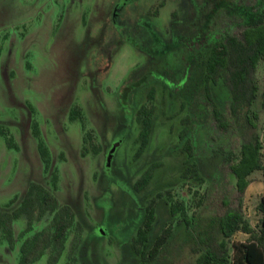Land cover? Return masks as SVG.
<instances>
[{
  "label": "rangeland",
  "instance_id": "obj_1",
  "mask_svg": "<svg viewBox=\"0 0 264 264\" xmlns=\"http://www.w3.org/2000/svg\"><path fill=\"white\" fill-rule=\"evenodd\" d=\"M124 1L0 0V206L20 196L30 182L51 190V173L45 172L37 149L42 142L59 174L53 193L59 204L71 206L80 225L69 229L64 256L91 238L103 264L129 259L125 194L151 163L163 162L145 192L169 190L190 216L212 215L221 197L236 195L235 177L227 167L236 133L220 130L200 103L180 110L169 100L162 104L159 84L153 97L143 92L153 80L176 83L189 66L193 48L188 42L200 45L205 32L208 38L226 32L240 36L243 12L264 8V0ZM257 76L260 95L253 109L264 139V62ZM211 90L215 101L226 106L225 86L219 81ZM140 104L152 107L156 124L138 155ZM185 126L189 132L179 138ZM186 137L194 154L186 163L197 161L203 181L180 175L181 160L189 156L182 150ZM256 199H242L245 218L244 204L254 206ZM247 218L255 223L258 216ZM24 223L14 225L13 249L0 246V264H16ZM120 228L122 244L109 234ZM237 232L232 239L238 242L245 236ZM175 238L168 247L172 260L192 264L190 249L181 245L183 234Z\"/></svg>",
  "mask_w": 264,
  "mask_h": 264
},
{
  "label": "trees",
  "instance_id": "obj_2",
  "mask_svg": "<svg viewBox=\"0 0 264 264\" xmlns=\"http://www.w3.org/2000/svg\"><path fill=\"white\" fill-rule=\"evenodd\" d=\"M244 28L240 36L226 32L221 36L208 38L207 33L200 36L197 42H188L193 48L187 70L176 79L174 85L163 84V93L159 101L166 105L167 101L179 105H199L206 115L213 119L216 126L224 133L231 130L236 133L234 158L228 162V169L235 177L236 195L233 198L221 197L216 212L207 217L187 214L182 201L169 203L172 215L181 216L186 222L185 245L194 257L192 264H264V215L255 232L242 213L244 191L250 182V175L260 170L264 173V139L257 132L258 111L253 109L259 93L258 67L264 62V8L256 11H244ZM186 45V47H187ZM195 46V48H194ZM221 82L227 89L229 100L222 107L214 99L211 84ZM264 84V82H263ZM156 86V85H155ZM146 86L144 92L149 97L157 91L156 87ZM264 104V92L261 93ZM149 97V98H150ZM152 108V107H151ZM140 104L137 109V154H141L153 132L155 122L153 109ZM165 116L164 108H161ZM170 118L173 115H169ZM189 117H186L188 120ZM162 126V123H158ZM186 127V126H185ZM184 127L179 138H184L188 130ZM37 134V131H34ZM90 137V133L83 138ZM185 151L189 158L192 147L185 140ZM37 149L43 162L45 172L51 173V190L40 183L30 182L28 188L19 196L15 195L3 206H0V245H14V222L25 221L22 235H26L18 249L17 264H36L45 257L44 264L56 263L64 251V243L68 231L72 227L79 228L75 213L68 204H59L53 191L57 190V168L52 169L46 147L38 142ZM185 159V160H186ZM159 163L148 165L133 182V190L137 193L146 190L151 181L154 169ZM194 160L187 163L183 176L198 177ZM52 171L55 173L52 174ZM57 171V172H56ZM57 174V175H56ZM200 181L204 179L196 178ZM152 200L145 205L143 223L130 238V249L139 262L143 264H176L168 249L173 237L171 227L164 229L155 238L148 237V232L155 218L154 201L162 194L160 189L154 191ZM264 211V198L259 202ZM44 224L34 231V226ZM237 231L249 233L248 242L233 241ZM74 256L67 258L65 264H74Z\"/></svg>",
  "mask_w": 264,
  "mask_h": 264
},
{
  "label": "flooded vegetation",
  "instance_id": "obj_3",
  "mask_svg": "<svg viewBox=\"0 0 264 264\" xmlns=\"http://www.w3.org/2000/svg\"><path fill=\"white\" fill-rule=\"evenodd\" d=\"M123 3H125L124 0H123ZM157 84H159L160 86L161 85L163 86V84H165V82L163 80L161 82L153 80V81H151V83L148 86H151V85L155 86ZM166 84L170 85V83H166ZM185 128L187 130H189V128L187 126ZM137 138H138V136L136 137L135 141H137ZM186 139H188V141L190 142V146L192 147L190 138L186 137ZM184 142L186 143V141H184ZM184 146H185V144H184ZM182 150L184 152L185 151V147H182ZM84 151H85V149H84ZM84 151H82V152H84ZM141 152H143V150ZM192 155H194V154H192ZM185 159H186V157L181 160L182 166L184 165V167H183V169L181 171V174H180L182 178H185V176H183L182 174L184 173V170L186 169V166H187V163H186L187 159L186 160ZM194 161L196 162V164H195L196 165V171L198 173V177H196V178H200L201 175H200V171H199V165H198L196 160H194ZM157 163H159V164L156 166V168L159 165H161L163 162L162 161H157ZM156 168L154 169V172H155ZM154 172H153V176L152 177H154ZM141 173H140V175H141ZM178 178H180V177H178ZM133 182H132V184H133ZM117 184H118V186H120L119 184H121V183L118 181ZM132 184H131L130 190H128V192L125 194L126 195V200L128 201L127 202V208H123V210L126 213V218L130 222V223H127V226H128L129 230H128V235H127V240H126L127 249L129 250V253H127L129 259L126 258L127 259L126 262L118 260L117 264H128V262H130V261H133L134 264H143V263L139 262V260H137V258L134 257V255L131 252L129 243H130L131 236L136 232V229L138 228V226H140L143 223L145 205H146L147 202L152 200V196L155 194V192L153 191V192L146 193L145 191L149 188L148 187L146 190L137 193V192H135L133 190ZM122 192H124V189L122 190ZM170 195L171 194H170L169 190L165 191L164 193L162 191V194L154 201V207H155L154 216H155V218H154L152 226H151V228H150V230L148 232V237L151 240L155 241V238H157L164 229H167V227H171V229L173 231V234H174L173 235L174 238H175L176 233H178V232L180 234L181 233L183 234V238H182V240H180V241H182L181 245H183V243L185 244L184 230L186 228V222L183 219V217L181 216L180 212L178 213V216L172 215V209L170 208L169 203H168V202L173 203V202L181 201V200L172 199V197ZM138 196H141V200L140 201H138V199H137ZM184 205H185V203H184ZM185 208H186V206H185ZM161 209H163L164 211H161ZM161 213H163V215H161ZM15 223H16V221L14 222V225H15ZM24 225H25V223H24ZM79 227H80V225H79ZM23 228H24V226H23ZM23 228H22V230H23ZM22 230L19 233L20 234L19 238H21V240L19 242V245H20L22 239L27 235V234L25 236L22 235ZM121 232H122L121 228H120L119 231L115 230V232H113V229L109 230V234H112L110 236H112L114 238L116 243L119 242V244H122L120 242V240H119V238H122ZM13 235H14V239H15L13 247H11L9 244H2V245H6L10 249H13L15 247V244H16V241H17V237L15 235V231L13 232ZM67 237H68V235L66 236V240H65V243H64V245H65L64 246V250L66 248ZM174 238H172L169 241H173ZM180 238L181 237H179V239ZM111 240H112V238H110V241ZM90 241H91V238H85L84 240L81 241V245L79 246L78 251H77L76 248H70V250L67 251V254L65 256H64V251H63L60 259L54 264H65L67 258L70 257V256L71 257L74 256V260H75L74 264H91V262H93V264H103V263H100V261H97L98 260L97 259L98 257L96 256L97 251H95V253L93 252V246L90 243ZM111 242H113V241H111ZM123 243H125V242H123ZM19 245H18V249H19ZM166 247H165V251L168 253V249L166 250ZM18 249H17V254H18ZM45 260H46V258L43 257L40 260H38L36 262V264H44ZM95 261H97V262H95ZM16 264H17V259H16ZM153 264H157V263L154 262Z\"/></svg>",
  "mask_w": 264,
  "mask_h": 264
},
{
  "label": "crops",
  "instance_id": "obj_4",
  "mask_svg": "<svg viewBox=\"0 0 264 264\" xmlns=\"http://www.w3.org/2000/svg\"><path fill=\"white\" fill-rule=\"evenodd\" d=\"M261 178H260V176ZM250 182L248 183L245 191H244V196H243V200L245 199H251L253 197H256V203L254 206H249L244 204V208H245V215L247 214V217L249 216H258V219L255 220V223H252V220L247 218L249 222L250 227L257 232L258 230V223L260 221V219L262 218V216L264 215V211H261L259 208V202L260 200H262V198H264V173L260 170H256L254 171L251 175H250ZM242 233L243 236H245L244 239H242L241 241L238 242H242V243H247L248 242V237H249V233L244 232V231H238L237 233ZM237 242V241H236Z\"/></svg>",
  "mask_w": 264,
  "mask_h": 264
}]
</instances>
